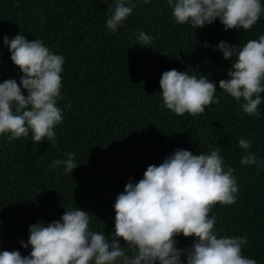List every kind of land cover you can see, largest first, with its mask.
Wrapping results in <instances>:
<instances>
[{"label":"trees","instance_id":"16d2710c","mask_svg":"<svg viewBox=\"0 0 264 264\" xmlns=\"http://www.w3.org/2000/svg\"><path fill=\"white\" fill-rule=\"evenodd\" d=\"M114 3L0 0V82L11 78L19 83L22 75L4 36L42 40L65 59L63 99L57 102L63 122L54 127L56 141L36 144L31 132L11 141L10 133L0 134V251L28 255L30 247L23 248L20 241L27 242L29 226L59 220L68 208L86 210L92 215L90 229L110 236L113 205L130 178L138 182L149 165L158 166L176 149L196 155L218 146L225 170L235 169L238 192L234 204L213 206L214 230L218 236L246 237L242 254L264 264V93L258 115L246 114L242 100L219 89L231 61L215 50L221 40L242 46L258 39L264 34V13L250 30H225L218 18L194 30L189 23L175 22L168 0H130L132 13L112 32L106 15ZM139 31L150 35L152 43L138 44ZM171 69L208 77L220 102L196 116L168 110L159 81ZM240 138L251 141L249 149L238 146ZM69 152L78 164L72 173L63 166L49 167ZM248 152L258 164H240ZM175 239L180 249L194 242L182 234Z\"/></svg>","mask_w":264,"mask_h":264},{"label":"clouds","instance_id":"9594fccd","mask_svg":"<svg viewBox=\"0 0 264 264\" xmlns=\"http://www.w3.org/2000/svg\"><path fill=\"white\" fill-rule=\"evenodd\" d=\"M168 5L177 24L189 23L194 30L217 18L225 30H250L264 13L261 0H168ZM134 7L130 0L129 4L115 0L108 6L106 27L115 32ZM137 40L144 47L152 43L144 31L137 33ZM3 44L22 75L19 83L11 78L0 82V134L10 133L11 141L31 132L36 144L43 140L54 143V127L63 122L57 102L63 99L64 57L54 54L42 40L29 41L22 34L11 39L4 36ZM215 50L231 61L219 89L237 102L242 100L240 106L246 114L258 115L264 93V34L242 46L221 40ZM159 85L163 106L177 116H196L206 106L220 102L215 96L216 84L204 75L197 78L171 69L162 73ZM250 145V140H238L241 149ZM220 151L217 146L194 155L176 149L158 166L149 165L138 182L130 178L113 205L115 224L110 236L90 229L92 215L86 210L68 208L59 220L30 225L27 242L20 241L23 248L30 247L29 254L0 251V264H257L242 254L246 237L218 236L214 230L213 206L234 204L238 192L235 169L229 166L225 170ZM74 156L69 152L67 159L54 160L49 167L63 166L66 173H72L78 166ZM240 164H258L256 155L248 152ZM181 234L194 238L191 246H176L175 237Z\"/></svg>","mask_w":264,"mask_h":264}]
</instances>
